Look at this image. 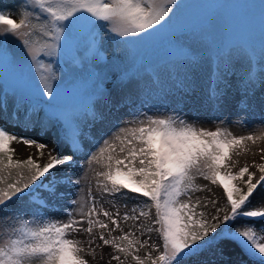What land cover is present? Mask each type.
Listing matches in <instances>:
<instances>
[{"label": "snow or ice", "instance_id": "6c2138e0", "mask_svg": "<svg viewBox=\"0 0 264 264\" xmlns=\"http://www.w3.org/2000/svg\"><path fill=\"white\" fill-rule=\"evenodd\" d=\"M179 5L180 0H23L20 4L23 11L18 20L0 11V60L11 69L15 78L13 86L0 90L4 98L0 100V122L13 121L14 126L23 131L34 127L25 123L31 121L28 112L21 116L19 109L8 111L7 97L11 94L31 104L33 109L43 106L51 116L61 118L67 129L64 137L58 138L49 149L48 162L41 166L31 156L14 160V149L10 145L14 142L35 145L42 156V150L48 148L47 143L18 136L0 126V213H3L0 219L15 220V212L9 209L10 202L25 197L35 200L33 186H37V182V192L43 190L37 206L56 207L67 191V188L61 190V185L79 183V180L72 179L74 166L78 156L91 146L84 141L92 136V132L83 131L76 123L80 109L86 111L93 122L103 123L107 119L103 112H96L91 107L92 101L102 94L98 84L79 103V108L62 103L68 91L65 83L69 73L58 76L54 63L68 60L79 64L82 58L77 52L80 51L84 52L83 58L102 59L100 31L105 26L116 37L134 38L114 40L132 65L141 63L135 55V44L162 35L167 36L168 53L189 56L185 41L174 39V10ZM33 18L36 23L32 22ZM9 36L21 43L23 52L19 55L10 51ZM187 39L209 45L216 62L206 84L200 83V65L196 57H189L184 66L183 77L178 80L176 88L180 93L179 102L191 108L199 110L207 105L221 109L230 103L228 77L237 75L232 63L235 54L247 53L252 60L258 58L264 69V47L255 50L230 39H218L210 24L190 32ZM45 58H48L47 63ZM121 71V80L127 79L130 73L124 69ZM87 78L94 83L101 80L100 75L91 69ZM84 79L83 75L74 79L73 88L82 90ZM239 81L243 87L237 88L239 99L236 104L244 109L250 108L254 106L257 78L249 71L240 75ZM259 82L264 84V71L260 73ZM104 99L110 110H119L127 102V97L118 91H109ZM260 101L264 104V94ZM181 111L174 109L170 114L155 116L141 113L143 119L133 117L125 122L133 126L120 127L88 159L89 166L95 163L104 169L95 171L97 187L103 192L125 200L135 199L137 206L143 204L149 210L155 209V219L150 224H133L140 235L157 233L159 240L150 246L151 252H145L141 258L137 253L149 247L148 241L140 240L131 230L124 232L120 229L121 219L124 222L136 221L139 217L147 220L149 211L142 209L139 217L127 212L122 217L119 214L113 216L97 208L89 193L87 199L68 201L79 205L77 214L82 217L80 220L73 219L69 212L66 222L41 217L31 226L28 220L18 221L19 227L0 243V264H88L81 255L84 252L81 242L68 237L71 233H86L89 237L87 243L92 244L94 229L101 230L98 239L102 244L111 246L118 254L111 257L118 264H125L129 257L134 264H231L226 259L229 245L217 247L221 241L236 244L250 259H259L260 264H264V224L258 230L255 223L264 221V192L258 191L264 189V163L254 165L260 173L258 179H254L255 173L250 172L247 165L233 173L231 168L235 167V162L229 163L234 149H240L248 141L255 144L264 140V127L258 135L235 136L224 128L207 130L197 127L195 121L190 122ZM41 131L47 129L42 127ZM49 176L51 178L47 179ZM197 176L221 188L226 199L222 207H216V200L211 201L216 214L210 219L204 212L197 211L201 201L192 200L193 193L205 190L195 184ZM245 176L247 178L243 179ZM233 181L242 182L246 191ZM129 193L134 195L129 196ZM257 195L256 204L259 206L249 208L252 198ZM203 206L207 207V204ZM132 211L135 212V208ZM221 212L224 213L222 217ZM100 216L110 221L113 227L109 229V224L99 219ZM238 218L253 223L233 228L230 222ZM85 224L87 226L83 227ZM118 229L121 235L112 239L105 237L104 231L110 234ZM210 234H215L211 240L208 239ZM210 246L216 247L212 258L200 259ZM152 252L158 254L153 256Z\"/></svg>", "mask_w": 264, "mask_h": 264}, {"label": "rangeland", "instance_id": "374dc122", "mask_svg": "<svg viewBox=\"0 0 264 264\" xmlns=\"http://www.w3.org/2000/svg\"><path fill=\"white\" fill-rule=\"evenodd\" d=\"M18 5L16 4L12 7L11 12H8L12 15L13 19H19V14L23 11L20 8V4L23 0H17ZM180 0V5L174 11V20L175 24L173 28H183L188 24L196 23L197 18L205 17L204 10H212L214 8L213 3L209 2L210 0ZM221 3H225L228 0H218ZM209 2L210 6L207 8V3ZM206 3V4H205ZM212 3V4H211ZM238 6L244 16V31L246 33L247 38L249 39L252 45L258 48L264 47V0H238ZM207 8V9H206ZM222 15L216 16L213 20L211 27L217 36L218 39H223L224 35L226 34L227 27H229L230 21V13L229 8L226 7L223 9ZM220 13V11L218 10ZM200 16V17H199ZM33 23H36L35 19H32ZM107 30V26L102 30L103 33ZM110 33V32H109ZM117 39H134L132 37L128 38H121L116 37L114 34L110 33ZM9 49L16 54H20L23 52V48L21 43H19L16 39L9 36ZM149 41H140L135 44L136 53L135 55H139L140 52L143 50L146 44ZM109 59L105 58L106 61H111L112 57L109 55ZM107 56V57H108ZM170 54L167 52L159 51L157 57L155 59V63L167 60ZM99 59L95 64V73L99 74L101 79L104 76L103 66H106L107 62ZM45 62H48V58H45ZM84 69L81 71H73L69 73L68 80L65 83V87L68 89L67 96L77 97L80 96L84 100L85 97L89 94L92 88L96 87L97 84L100 89H102V94L97 96L101 97L105 94L108 87H110L109 83L107 82L104 87L100 86V81H96L95 83L89 80L87 77L89 76V70L87 65V60H82ZM259 62H255L257 65ZM3 64V63H2ZM6 65V64H5ZM7 66V65H6ZM8 67V66H7ZM58 76H64L68 73L63 72L61 69L55 67ZM122 70V69H121ZM120 71L121 75H123V71ZM126 70V69H124ZM262 72V68L259 70ZM80 75L85 77L84 79V87L82 90L74 89L72 86L73 80L77 79ZM231 87L228 90V97L230 98V103L224 108L217 109V108H210L207 105L204 107H200L199 110L191 108L187 104H183L179 102V98L168 97V95L162 96H152L149 101L144 102H133L132 104L126 103L123 107L119 110L111 109L105 115L107 119L101 123L100 121L90 122L85 125L81 126V129L85 132H92V136H90L84 142L86 144H90L91 146L88 147L84 152H82L77 158V164L74 166L75 172L72 174V179L79 180L78 184L72 185H61V190L67 188L65 192L64 198L62 201L58 202L56 207L49 208L47 206L41 207L46 214L48 219L55 220L57 222H66L68 219V213L72 214V218L76 220L82 219L78 213V204L68 203L71 200H82L87 199L89 193L94 198L96 202L97 208H102L105 211L110 212L113 216L122 217L126 212L129 215H136L139 217L140 211L143 209L144 211H149L150 216L147 220L143 217H139L136 221L129 220L124 222L121 219L120 222V229H123L124 232L133 231L134 234H138L139 232L133 228V224L139 226L140 224H150L152 220L155 219V210H145L143 204L137 206V201L135 199L125 200L119 196L112 197L102 189L97 187V180L95 176V171H103L104 169L101 168L99 165L93 163L91 166L88 164V159L91 157L93 152L98 150V147L103 144V141L106 139H111L112 135L118 131L120 127H130L133 126L132 124L125 123L126 121L132 120L133 117L143 119L141 113H145L147 115H167L170 114L174 109L175 110H182L181 114L185 115V118L188 119L190 122L195 121L197 127H203L207 130H215L216 128H224L230 131L235 136L241 135H258L260 133V129L264 127V104L260 101V96L264 94V84L261 85L260 89L255 92V96L253 97L254 106L244 109L242 107H238L236 101L239 99V93L237 92L239 78H236L233 75H229L228 77ZM54 82V86H55ZM78 98V97H77ZM82 100V101H83ZM252 103V101H250ZM0 126L4 127L8 132L15 133L18 136H23L27 138H31L34 140H38L48 144V148L43 149V155L41 156L40 153L37 151L35 145L27 146L21 142H14L10 145L12 149H14L13 158L16 160H23L31 156L36 162L42 164L44 162H48L49 159V149H51L53 145L52 136L50 131L41 132L38 129H32L30 131H23L21 127L14 126V123H4L0 122ZM83 139V138H82ZM97 141L99 143H97ZM119 145L117 144V148ZM25 148L29 151L28 155H23ZM236 152H240L239 155ZM235 162V167L231 168L233 173L239 171L241 167L247 165L249 167V171L255 173L254 179H258L260 173L254 167L255 164L264 163V140L257 141L253 144L251 141L245 142V144L240 149H234L232 152V161L229 163ZM57 171V170H54ZM222 171H224L222 169ZM49 176L47 179H50ZM245 176L243 179H246ZM45 179V182H47ZM103 180V177L100 178ZM195 184L200 188L205 189L204 191H197L192 194V200L195 202L196 200L201 201V205L197 208V211L204 212L206 217L210 219L211 215L216 214V207H222L226 200L223 196V190L218 186L211 185V183L207 180H204L202 177L197 176L195 180ZM241 189H244L245 186L240 181H234ZM208 189H211L210 191ZM260 192H264V189L258 190ZM36 197L37 201L41 198L43 194V190H39L37 192L36 188ZM129 196L134 194L129 193ZM182 200L186 199L185 197H181ZM259 199V196H254L252 198V204L248 207L251 208L253 206H259L256 204V201ZM143 200V198H141ZM216 200L217 204L216 207H213L211 201ZM207 204V207H204V204ZM135 208V212L132 209ZM224 215L223 212L220 213L222 217ZM25 218L16 217L15 220L13 219H0V243L3 240L8 238L13 230L16 227H19L18 221L28 220L31 223L34 222L32 219H28V213L24 215ZM101 220H104L106 223L109 224V229L113 226L111 225L110 221H107L105 217L100 216L98 217ZM231 226L234 228L236 225H240L243 223H253V221H246L244 218H238L235 222H230ZM257 225V229L259 230L260 225L264 224V221H257L255 222ZM87 225H83L86 227ZM223 227V225L221 226ZM99 229L93 230V237L92 239L94 242L92 244L87 243L89 237L86 233L77 232L71 233L68 238L76 239L81 242V247L84 248V252L81 255L88 261V264H118V261L111 259L112 255H118L113 251L111 246H104L102 242L98 239L100 234ZM219 231V230H218ZM122 232L118 229L113 231L109 234L108 231H104V235L108 239H112L121 235ZM215 234H210V238ZM141 239H145L149 243V247L145 249H141V253L151 252V245L154 243H158V235L155 232L150 234L142 235ZM228 244V251L229 256L226 257L231 264H260L259 259H250L247 255H245L240 247L236 244H232L227 241H221L218 247L224 246ZM94 252V255L91 253ZM155 252H152L154 254ZM123 260L124 257L121 256ZM125 264H134L129 262V260H125Z\"/></svg>", "mask_w": 264, "mask_h": 264}, {"label": "trees", "instance_id": "16d2710c", "mask_svg": "<svg viewBox=\"0 0 264 264\" xmlns=\"http://www.w3.org/2000/svg\"><path fill=\"white\" fill-rule=\"evenodd\" d=\"M196 2L198 1L196 0ZM209 2L213 3L214 8L207 12L209 10L208 7L210 6ZM209 2L207 3L208 9L206 8L207 10H204V18H197L196 23L188 24L187 26L180 29L174 28V39H176L178 42L185 41L184 47L188 50L189 56H184L180 53H168L166 48L167 36L162 35L158 38L150 40L148 44L145 45L140 54L136 56L141 63L138 65H132L125 56L122 48L118 47L114 43V40H117V38L112 36L106 30L104 33L103 31L98 30L100 31L101 35L99 47L103 55L102 59H105L108 54L111 55L112 59L111 61H106V66H103L104 76L100 82V86L104 87V85L110 81V87L107 89L103 96L98 97L97 99H94L92 101L91 107L93 108V110L96 112H103L104 114L110 111V106L105 103L104 99V96L109 91H112L113 93L118 91L120 95L127 97L126 103L128 104H132L133 102L137 103L149 101L152 96L162 95H168V97L174 96V98L180 99V93L177 91L176 84L178 80L183 77V68L185 65H187V63L189 62V57L191 56L196 57L200 65V83L206 84L209 73L214 71L216 68V62L211 53L210 46L204 42L187 39V37L190 32L204 29L207 25L212 24L215 17L222 15V12L224 11L223 9L226 7L229 8L231 17L229 21V27H227L226 34L224 35L223 39H230L235 43L247 45L255 50L261 49L252 45L250 41L248 42L249 39L247 38L244 31V16L239 9L238 0H228L225 3H221L218 0H210ZM15 4L16 6L18 5L17 0H0V11H4L5 13L11 12L12 7ZM218 10L220 11V13L218 12ZM163 50L167 52V54H170L169 58L167 60L155 63L154 61L157 57L158 52ZM77 56L81 57L82 59H86V66L97 72V70L95 69V64L99 59H101L100 57L89 56L87 58H83V51L77 52ZM82 59L79 64H76L68 60L58 61L57 57L58 62L54 63V66H60L63 69V72L66 73L81 71L82 69H84ZM254 62H259L258 58L256 60H252V58L247 53L235 54L232 61L234 69L237 73V75H235L236 78H239L240 75L249 71L254 74V76L257 78V83L255 84V88L257 91L262 85L259 82L261 73L259 70L262 67L260 63L254 65ZM121 69H126L130 73L128 78L125 80H121L122 75L119 71ZM262 71H264V69H262ZM237 82L238 86L242 88L243 85L240 84L239 79L237 80ZM13 85L14 81H12L11 83L2 84L0 85V90L11 87ZM77 97L80 98V96ZM3 99L4 98L2 94H0V100ZM62 103L73 108L80 107L79 101L75 98L64 97ZM7 106L11 108L12 112L16 107H20L21 109H23V115L25 112H28L31 116V121H26L25 123H28L29 127H32L34 125L32 129H38L39 131H41V128L44 127L47 129V131H50L54 145L56 144L57 139L63 138L67 132L64 121L59 117L51 116L43 106H38L33 109L31 104L26 101L22 102L18 97L12 96L11 94L7 97ZM80 113L81 114L76 117V123H78L79 126L92 121L91 116L82 108L80 109ZM43 164L45 163H42L40 165L42 166ZM232 183H234V181ZM38 185L39 182H37V186H33L34 192L36 191ZM36 199L29 200V198L25 197L23 200L10 202L9 209L13 210L15 214L20 218H25L24 215L28 213V219L34 220V222L31 223V226H34L36 220L40 219L41 217L47 218L42 208L37 206ZM145 210L149 209L145 208ZM0 215H3V213H0ZM135 236L139 237V239L142 241L145 240L141 239V235L139 234H135ZM208 239L211 240L210 237ZM215 251L216 247L210 246L202 253L200 259H211V254ZM157 254L158 253H154L153 256ZM137 255L143 258L145 254L142 255V253L139 251ZM129 259L131 258L129 257ZM186 264H191V262H186Z\"/></svg>", "mask_w": 264, "mask_h": 264}, {"label": "bare ground", "instance_id": "6f19581e", "mask_svg": "<svg viewBox=\"0 0 264 264\" xmlns=\"http://www.w3.org/2000/svg\"><path fill=\"white\" fill-rule=\"evenodd\" d=\"M3 64H5L4 62H3V60H0ZM13 78H14V76H13V73H12V71H11V69H9L7 66H5V65H3L1 68H0V85H2V84H7V83H11L12 82V80H13ZM8 107V106H7ZM16 109H19V111H20V113H21V116H23V109H21L20 107H16L15 109H14V111L16 110ZM8 111L9 112H12V110H11V108L10 107H8ZM4 123H14L13 121H4ZM29 151H31V150H28L27 148H25V151H24V154L23 155H28V153H29ZM14 159V158H13ZM16 160V159H15ZM24 160V159H23ZM38 163V162H37ZM54 171V170H53ZM242 190H245V188L244 189H242ZM226 200V199H225ZM36 203H37V199H36ZM16 217H19L18 215H16ZM139 235H140V233H138ZM142 236V235H141ZM141 252V251H140ZM156 253V252H155ZM145 253H143L142 255H144ZM153 255V254H152ZM127 260H129V262H132V263H134L133 261H131V259H127Z\"/></svg>", "mask_w": 264, "mask_h": 264}]
</instances>
